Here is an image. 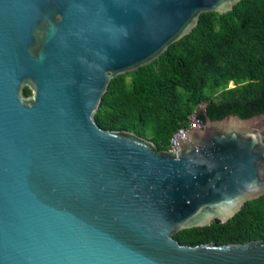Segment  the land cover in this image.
Masks as SVG:
<instances>
[{
	"label": "water",
	"instance_id": "1",
	"mask_svg": "<svg viewBox=\"0 0 264 264\" xmlns=\"http://www.w3.org/2000/svg\"><path fill=\"white\" fill-rule=\"evenodd\" d=\"M238 1L0 0V264H264V239L173 237L264 194V113L177 151L94 120L114 78Z\"/></svg>",
	"mask_w": 264,
	"mask_h": 264
},
{
	"label": "trees",
	"instance_id": "2",
	"mask_svg": "<svg viewBox=\"0 0 264 264\" xmlns=\"http://www.w3.org/2000/svg\"><path fill=\"white\" fill-rule=\"evenodd\" d=\"M30 93L23 89L25 96ZM259 113H264V0H239L226 13H200L196 25L157 59L114 78L94 120L102 129L132 131L166 150L193 114L204 124L207 117ZM173 237L190 246L264 239V194L227 222L215 219Z\"/></svg>",
	"mask_w": 264,
	"mask_h": 264
},
{
	"label": "built area",
	"instance_id": "3",
	"mask_svg": "<svg viewBox=\"0 0 264 264\" xmlns=\"http://www.w3.org/2000/svg\"><path fill=\"white\" fill-rule=\"evenodd\" d=\"M190 123L187 127H181L179 128L170 138V147L169 149L176 151L177 150V143L176 139L179 138L181 141H183V137L186 136L188 130L193 129L195 127L199 128L198 125H200V120L196 117L195 114L190 116Z\"/></svg>",
	"mask_w": 264,
	"mask_h": 264
},
{
	"label": "bare ground",
	"instance_id": "4",
	"mask_svg": "<svg viewBox=\"0 0 264 264\" xmlns=\"http://www.w3.org/2000/svg\"><path fill=\"white\" fill-rule=\"evenodd\" d=\"M203 108H204V106L201 105L199 109L202 110ZM232 115H235V114H232ZM237 116H238V115H237ZM203 125H204V124H202V123L200 122V125H198L199 128H197V127H195V128H196V129H202V128H203ZM183 139H184V140H187V139H188L187 134H186V136L183 137ZM176 151H177V150H176Z\"/></svg>",
	"mask_w": 264,
	"mask_h": 264
},
{
	"label": "rangeland",
	"instance_id": "5",
	"mask_svg": "<svg viewBox=\"0 0 264 264\" xmlns=\"http://www.w3.org/2000/svg\"><path fill=\"white\" fill-rule=\"evenodd\" d=\"M232 86H233V83L229 82L228 87H232Z\"/></svg>",
	"mask_w": 264,
	"mask_h": 264
}]
</instances>
